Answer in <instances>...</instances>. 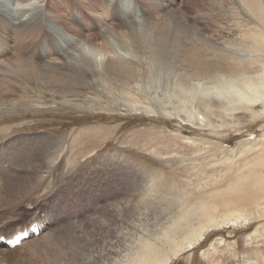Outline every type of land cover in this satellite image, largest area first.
<instances>
[{
	"label": "rangeland",
	"instance_id": "374dc122",
	"mask_svg": "<svg viewBox=\"0 0 264 264\" xmlns=\"http://www.w3.org/2000/svg\"><path fill=\"white\" fill-rule=\"evenodd\" d=\"M47 1L67 18H59L62 25L80 11L90 26L97 22V15L107 14L108 8L106 1L100 0ZM133 1L136 11L143 10L137 11V26L152 16L167 17L177 11L214 41L207 55L226 56L230 63H242L257 74L264 70V58L253 59L262 55L264 25H257L255 16L240 2L176 0L167 10H160L145 0ZM112 22L122 28L118 20ZM89 30L81 31L82 38L91 35L100 42L94 35L105 29ZM17 34L11 31L5 36L20 46ZM22 36L27 49L35 45V33L24 31ZM143 82L148 84L143 78L125 85L100 81L74 90L24 83L11 87L20 93L0 96V147L9 157L0 164V186L7 190L0 202V234L17 236L34 222L43 226L39 236L31 234L15 248L1 247L0 264H62V258L52 260L54 249L47 244L72 229L68 227L75 226L79 232V225L82 229L96 228L97 233L90 237L92 243L102 240L114 225L99 229L98 222L114 219V205H133L138 213L131 217H150L149 222L157 221L154 225L162 227L176 221L184 209L197 208L199 198L230 190L236 182L264 171L260 163L264 160V115L253 119L239 113L242 121L235 123H219L220 118L212 115L214 122L196 124L191 107L176 96H181L180 91L157 82L156 90L149 89L141 86ZM130 101L145 109L134 108ZM46 136L57 142L49 157L36 150L38 145L48 147L51 138ZM33 137H38L35 143ZM243 214L242 219L207 229L169 264H264V206H253ZM91 218H95L93 222L88 221ZM18 225L24 228L17 229ZM124 226L121 221L119 228ZM50 232L57 233L52 240L45 239ZM70 260L71 264H81ZM107 261L104 263L111 264Z\"/></svg>",
	"mask_w": 264,
	"mask_h": 264
},
{
	"label": "bare ground",
	"instance_id": "6f19581e",
	"mask_svg": "<svg viewBox=\"0 0 264 264\" xmlns=\"http://www.w3.org/2000/svg\"><path fill=\"white\" fill-rule=\"evenodd\" d=\"M101 1H106L108 8L104 9L107 14L97 15V22L88 26L87 18L80 11L75 12L69 23L60 24L59 18H67L60 16L55 8L48 5L47 0H39V3L37 0H0V96L20 93L11 87L24 83L74 90L100 81L125 85L132 79L143 78L148 84L143 82L141 86L145 85L146 88L156 90L157 82L167 84L169 89L177 93L180 91L181 96H176L191 107L193 112L190 113L196 124L214 122L212 115L220 118L219 123L242 121L239 113L249 114L253 119L264 115V70L257 74L254 68L249 71L250 67L242 63H230L225 60L226 56L217 54L214 59L207 55V48L213 46L214 41L209 35L193 28L177 11L167 17L152 16L146 24L137 26V11L143 10L138 8L136 11L133 0ZM145 1L160 10H167L169 5L176 2ZM236 1L255 16L257 25H264V0ZM100 2H96V5H100ZM114 20H118L122 28L117 27L112 22ZM90 27L96 32L105 29L101 34L94 35L98 36L100 42H96L91 35L82 38L80 34L90 32ZM11 31H17V35H20V46L11 44L5 36ZM24 31L36 34L35 45L30 46L29 50L22 36ZM262 44L260 50L263 51L259 52L262 55L253 58L256 61H263ZM66 53L69 55L65 56ZM129 104L136 109H145V106L134 101ZM37 138L33 137L34 143ZM46 138H51L48 147L38 145L36 150L49 157L54 153L57 142L53 136ZM6 155L7 152L0 147V164L9 159ZM260 163L264 166V160ZM5 187L0 186V202L1 198L5 199ZM229 189L199 198L197 208L184 209L176 221L162 227L154 225L157 221L149 222L150 217L144 220L131 217L133 213H138L132 208L133 205H114L111 214L114 219L103 218L98 222L101 225L99 229L114 225L108 229V235L92 243L90 237L97 233L96 228L82 229L79 225L81 230L77 232L75 226L68 227L72 229L64 231L47 244L54 249L52 260L62 258V264H71L70 259L81 264L82 261L100 264L108 259L111 264H169L187 243L194 244L201 239L207 229L222 222L242 219L243 212L253 206H264V171L236 182ZM94 219L88 221L93 222ZM133 220L140 223H134ZM121 221L125 223V228H119ZM23 226L16 227L22 229ZM54 233L57 232H50L44 238L51 237L52 240ZM101 257V261H96ZM105 257L108 259L105 260Z\"/></svg>",
	"mask_w": 264,
	"mask_h": 264
},
{
	"label": "clouds",
	"instance_id": "9594fccd",
	"mask_svg": "<svg viewBox=\"0 0 264 264\" xmlns=\"http://www.w3.org/2000/svg\"><path fill=\"white\" fill-rule=\"evenodd\" d=\"M37 3H39V0H37Z\"/></svg>",
	"mask_w": 264,
	"mask_h": 264
}]
</instances>
